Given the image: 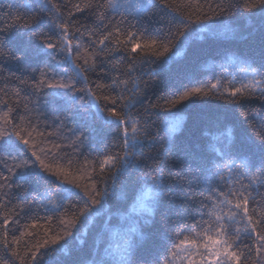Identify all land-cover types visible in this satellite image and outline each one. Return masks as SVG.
Instances as JSON below:
<instances>
[{
    "label": "snow or ice",
    "instance_id": "1",
    "mask_svg": "<svg viewBox=\"0 0 264 264\" xmlns=\"http://www.w3.org/2000/svg\"><path fill=\"white\" fill-rule=\"evenodd\" d=\"M157 3L182 18L150 31L144 18ZM120 7L119 0H45L46 16L23 3L19 8L26 10L24 15L10 11L0 17V80L32 88L24 96L21 88L13 90L14 107L0 100L7 108L0 112V148L5 149L0 151V264H42L44 254L58 251L61 242L75 238L82 224L102 212L106 219L94 238L93 257L77 264H139L135 257L146 239L143 225L157 218L166 246L144 264H264V0H220L215 5L207 0L204 5L199 0H143L131 20ZM86 12L95 17L92 27L77 18ZM236 14L255 21L249 35L259 38L247 55L226 56L233 66L242 65V77L229 73L233 78L226 86L220 73L214 75L215 83L186 88L171 98L156 97L163 99V107L222 99L235 107L231 124L210 126L205 150L188 148L180 155L173 138L180 121H166L169 135L157 148L153 112L162 105L148 99L139 77L129 88L120 76L133 77L138 64H154L178 38L187 40L194 25ZM46 18L55 37L43 31ZM17 29L39 42L37 54L51 57L43 67H26L31 81L3 75L6 59H25L7 46V36ZM125 59L126 72L121 73L117 70ZM109 70L116 75L109 77ZM101 77L111 82L103 83ZM0 92L8 95L7 84ZM42 93L63 103L46 112ZM253 101L260 107L247 108ZM253 113L260 114L258 121ZM90 150L97 152L91 159ZM17 177L25 183H14ZM31 180V199L21 198L4 211L9 203L5 189L29 192L25 185ZM116 199L129 207L113 229L109 209ZM39 209L51 215L40 216ZM112 235L121 242L113 244ZM7 253L11 255L5 259Z\"/></svg>",
    "mask_w": 264,
    "mask_h": 264
},
{
    "label": "trees",
    "instance_id": "2",
    "mask_svg": "<svg viewBox=\"0 0 264 264\" xmlns=\"http://www.w3.org/2000/svg\"><path fill=\"white\" fill-rule=\"evenodd\" d=\"M73 3L79 2V0H72ZM201 5L205 4V0H199ZM208 3L215 5L220 0H207ZM28 3L33 8H36L41 14L46 16L45 0H0V17H6L11 11L13 15H24L26 10L19 8L20 4ZM141 4V3H140ZM120 11L125 13L127 19L131 20L138 12V7L135 5L121 6ZM204 11L211 15L207 8ZM87 17V19H86ZM174 17L179 19V13H174L170 9L164 8L157 3L156 7L151 8V11L147 12L144 18V24L149 27V30L158 29L162 25L167 26L168 21H173ZM77 18L86 23L89 27L93 26L95 17H91L89 13H85L84 16L77 14ZM121 19L120 16L115 17ZM8 23L7 19L5 20ZM135 22V21H133ZM255 21L247 16L240 14L225 15L218 20L206 21L204 26L194 25V31L188 37L187 40L178 38L175 42V46L168 53H165L154 64L144 63L138 64V71L133 77L128 75H121L120 79L128 80V87H132V81L136 77H139V83L141 90L145 93L148 99L152 103H159L162 105L156 108L153 112V127L155 129L156 139L158 141L157 148L164 146L165 140L169 135L170 126L164 122L166 121H180V128L174 133L175 144L177 145L178 154L182 155L184 149H193L196 151H203L206 149L209 132L208 129L212 125H230L232 113L235 111V107L230 102H225L222 99H196L194 101L185 102L182 105L176 107H163V99L157 100L163 94L165 97L171 98L173 93H182L186 88L199 86L201 84L215 83L214 75L223 73V83L227 86L228 80L233 77L229 75L232 73L236 79H240L243 75L242 65L233 66L231 60L227 59V54L237 53L245 54L250 53L258 42V36H251V25ZM210 25V27H209ZM231 31L226 30V27ZM3 27V25H0ZM43 31L52 34L55 37V33L50 31L47 18L43 24ZM38 41H29V36L22 30H14L7 36V46L12 48L16 55H24L25 59L22 62H17L15 59H6L4 63V76L14 74L22 79H28L31 81L33 77L29 76L25 70L27 66L36 67L38 64L43 67L45 61L51 60V57L44 55L43 53L37 54L35 45ZM75 43V41H73ZM25 49L27 52L25 53ZM91 52L92 49H89ZM52 52V50H48ZM54 55V54H53ZM120 59L119 56L116 57ZM56 60L62 59L61 56H56ZM127 60L121 61V68L117 71L123 73L126 72L125 65ZM67 69L68 75H71L69 65H64ZM59 76L64 75V72L59 68L56 69ZM154 75H149V73ZM116 72L109 70L108 76H115ZM35 79H39V73L34 74ZM93 80H96L95 75L92 76ZM103 83H110V79L107 77H101ZM147 82L148 87L143 88V83ZM7 84L8 95L5 96L3 92H0V100L8 101L10 106H15L13 101L16 97L12 95V92L16 88H21V95H27L32 91L31 85L22 86L19 81L0 80V89H3ZM238 86V85H236ZM94 87V85H93ZM47 92V90H45ZM34 100L36 97H32ZM47 101V108L44 110L47 112L49 108L54 105L62 104L63 101L59 97H50L41 94V101ZM148 100L145 101V104ZM137 108L141 105L137 104ZM249 109L259 108L260 102L253 101L246 104ZM7 108L0 104V112H6ZM90 111L95 112V108H91ZM135 111V109H134ZM57 115L60 113L57 112ZM253 117L259 120L260 114L253 113ZM51 124V117H45ZM43 131V127L41 128ZM51 130V129H49ZM215 130L214 128L212 129ZM102 147V146H101ZM0 151L5 149L0 148ZM15 154V153H13ZM154 154V153H153ZM97 155V152L90 150L89 159ZM82 159V158H81ZM139 159V157H138ZM7 175V173H4ZM14 183H25L18 177L15 178ZM244 183H247L245 180ZM30 188L29 192L18 190H7L9 203L4 211L16 206L22 202V199H31V196L35 194L32 190L35 187V181L31 180L30 183L25 185ZM43 189L41 188V191ZM111 190V189H110ZM129 205L122 202L120 199L111 201L109 212L112 216L111 227L117 229L121 221V216L127 211ZM251 207V205H250ZM35 212V209H33ZM38 214L40 216L51 215V213H45L43 209H39ZM23 216V213H21ZM106 219V214L101 213L95 217L89 224H82L79 230L75 232V238L69 239L66 244L58 251L52 252L50 255L44 254L42 256V264H77L78 261H88L93 257V242L97 233L100 231ZM25 221L21 220V226ZM158 229H161L158 218L154 223L143 225V231L146 236L143 246L135 257L139 264H144L146 259H152L156 255L164 252L166 242L162 240V236L158 234ZM16 235H19L16 233ZM186 235H190L187 234ZM11 236V233H10ZM113 244H119L120 238L116 235L111 236ZM23 249V244L21 245ZM43 252V250H42ZM102 254V248H101ZM10 253L5 254V259L10 257ZM19 264V261L16 262ZM31 264V262H29Z\"/></svg>",
    "mask_w": 264,
    "mask_h": 264
},
{
    "label": "rangeland",
    "instance_id": "3",
    "mask_svg": "<svg viewBox=\"0 0 264 264\" xmlns=\"http://www.w3.org/2000/svg\"><path fill=\"white\" fill-rule=\"evenodd\" d=\"M119 2L121 6L135 5L138 7V5L143 2V0H119ZM177 264H179V261Z\"/></svg>",
    "mask_w": 264,
    "mask_h": 264
}]
</instances>
